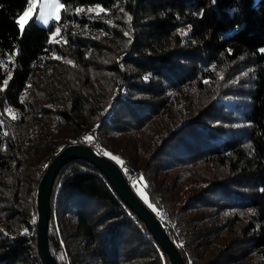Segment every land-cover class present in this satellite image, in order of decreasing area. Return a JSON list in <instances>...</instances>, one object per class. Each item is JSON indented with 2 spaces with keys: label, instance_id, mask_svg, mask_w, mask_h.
Here are the masks:
<instances>
[{
  "label": "trees",
  "instance_id": "obj_1",
  "mask_svg": "<svg viewBox=\"0 0 264 264\" xmlns=\"http://www.w3.org/2000/svg\"><path fill=\"white\" fill-rule=\"evenodd\" d=\"M61 1L21 27L30 0H0V264H43L38 184L77 141L145 189L187 264H264V0ZM48 234L58 264H171L83 158Z\"/></svg>",
  "mask_w": 264,
  "mask_h": 264
},
{
  "label": "water",
  "instance_id": "obj_2",
  "mask_svg": "<svg viewBox=\"0 0 264 264\" xmlns=\"http://www.w3.org/2000/svg\"><path fill=\"white\" fill-rule=\"evenodd\" d=\"M73 158H83L100 168L110 179L120 196L146 222L155 238L169 255L171 264H187L179 244L166 230L161 218L138 194L120 164L94 144L77 141L59 150L47 164L38 184L36 238L37 250L43 264H58L49 244L48 226L51 215V192L60 167Z\"/></svg>",
  "mask_w": 264,
  "mask_h": 264
},
{
  "label": "rangeland",
  "instance_id": "obj_3",
  "mask_svg": "<svg viewBox=\"0 0 264 264\" xmlns=\"http://www.w3.org/2000/svg\"><path fill=\"white\" fill-rule=\"evenodd\" d=\"M61 0H30L29 4L18 16L20 24L23 26L35 13L37 20L45 25L52 23V20L58 17L62 11ZM54 34V32H53ZM141 196L147 199V193L144 188L139 189Z\"/></svg>",
  "mask_w": 264,
  "mask_h": 264
},
{
  "label": "snow or ice",
  "instance_id": "obj_4",
  "mask_svg": "<svg viewBox=\"0 0 264 264\" xmlns=\"http://www.w3.org/2000/svg\"><path fill=\"white\" fill-rule=\"evenodd\" d=\"M61 7H63V5H61ZM78 11H82V9H78ZM100 11H104V10H103V9H100ZM128 19H129V20H131V19H132V17H131V16H129V17H128ZM21 27H23V25H22V24H21ZM144 79H145V80H147V79H148V77H147V76H145V77H144ZM85 139H86V140H88V141H91V140L93 139V137H86ZM105 155H109V154H108V153H105ZM113 159H115V157H113ZM33 222H35V221H33Z\"/></svg>",
  "mask_w": 264,
  "mask_h": 264
}]
</instances>
